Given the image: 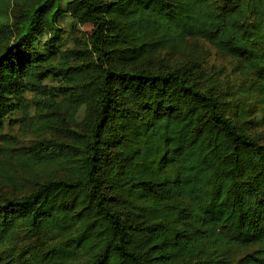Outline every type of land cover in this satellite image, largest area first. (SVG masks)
Here are the masks:
<instances>
[{
	"label": "trees",
	"instance_id": "obj_1",
	"mask_svg": "<svg viewBox=\"0 0 264 264\" xmlns=\"http://www.w3.org/2000/svg\"><path fill=\"white\" fill-rule=\"evenodd\" d=\"M189 38L244 83L171 63ZM16 123L48 135L0 143V264H264V0H0V131Z\"/></svg>",
	"mask_w": 264,
	"mask_h": 264
},
{
	"label": "rangeland",
	"instance_id": "obj_2",
	"mask_svg": "<svg viewBox=\"0 0 264 264\" xmlns=\"http://www.w3.org/2000/svg\"><path fill=\"white\" fill-rule=\"evenodd\" d=\"M58 25L64 28L65 45L66 47H82L85 42L84 38L91 31V24L82 23L78 21L76 17H73L70 13L65 18L59 21ZM165 57L169 59L171 63L179 62H195L199 63L201 67L206 68V71L210 75H216L218 77L222 90L227 91L228 86L237 90L238 87L244 83L243 76L240 74V62L238 58L232 57L220 52L217 48L209 44L203 39L189 38L186 42L183 52L178 54H172L166 52ZM57 86V82H54ZM262 111L258 110L257 115H261ZM253 132H256L264 138V124L255 128ZM48 134H39L35 132L31 127L24 126L21 123L5 124L4 128L0 131V143L4 145H10L12 147H29L34 144L38 139H41ZM60 172L57 176H62ZM13 190L12 185H9L5 179L0 178V200H3L5 196L11 195ZM247 250L236 249L232 251V254L228 257L231 260V264H236L238 259Z\"/></svg>",
	"mask_w": 264,
	"mask_h": 264
}]
</instances>
